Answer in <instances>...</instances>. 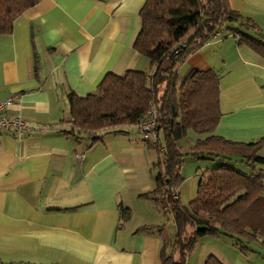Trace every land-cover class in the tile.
<instances>
[{
	"label": "crops",
	"instance_id": "crops-1",
	"mask_svg": "<svg viewBox=\"0 0 264 264\" xmlns=\"http://www.w3.org/2000/svg\"><path fill=\"white\" fill-rule=\"evenodd\" d=\"M227 1L262 35L241 31L264 37V0ZM143 2L40 0L14 20L10 34L0 35V101L17 95L7 113L32 125L20 136L0 132V264H161V241L174 234L173 223L165 233V219L172 216L140 196L153 187L159 151L136 125L101 130L94 141L66 133L70 92L94 93L108 72L149 68L132 47ZM189 69L220 75L213 133L243 144L259 141L264 157V58L221 29L177 72ZM195 138L181 139L180 147ZM226 164L264 180V164ZM192 179L189 197L197 187ZM119 205L130 209L127 219H119ZM209 255L223 264H264V237L202 236L185 264H204Z\"/></svg>",
	"mask_w": 264,
	"mask_h": 264
},
{
	"label": "trees",
	"instance_id": "trees-1",
	"mask_svg": "<svg viewBox=\"0 0 264 264\" xmlns=\"http://www.w3.org/2000/svg\"><path fill=\"white\" fill-rule=\"evenodd\" d=\"M39 1L0 0V35L10 34L14 20ZM138 14L140 28L132 47L148 60L149 68L128 69L123 75L108 72L94 93L80 96L70 92L71 119L66 133L94 141L101 130L136 125L154 104L158 115L156 139L147 141L160 156L153 163V187L140 196L172 216L174 234L161 241V264H185L198 239L205 235L223 234L246 241L264 237L263 175L241 172L226 164L230 160L264 164L259 141L243 144L213 133L221 114L220 75L216 71L177 72L191 52L221 29L232 34L238 45L248 46L264 58V37L239 29L245 26L262 35L258 25L231 9L227 0H144ZM188 130L197 138L182 150L179 141ZM185 155L219 162L197 171L196 195L186 204L178 197ZM130 214L128 207L119 205V219ZM204 264L223 263L209 255Z\"/></svg>",
	"mask_w": 264,
	"mask_h": 264
},
{
	"label": "built area",
	"instance_id": "built-area-1",
	"mask_svg": "<svg viewBox=\"0 0 264 264\" xmlns=\"http://www.w3.org/2000/svg\"><path fill=\"white\" fill-rule=\"evenodd\" d=\"M17 95L9 96L0 101V132L6 129H13L20 136L32 128L20 115L8 114L10 106L15 103ZM157 109L154 104H150L146 113L141 116L136 124L138 132L144 140H155V124L157 122ZM79 156V155H78Z\"/></svg>",
	"mask_w": 264,
	"mask_h": 264
},
{
	"label": "rangeland",
	"instance_id": "rangeland-1",
	"mask_svg": "<svg viewBox=\"0 0 264 264\" xmlns=\"http://www.w3.org/2000/svg\"><path fill=\"white\" fill-rule=\"evenodd\" d=\"M193 137H196V134L192 131V130H188L187 131V134L185 136V138H193ZM182 139V141L185 140ZM180 144L182 143L181 141L179 142ZM185 149V146L182 147V150ZM227 162H233V160H230V161H227ZM182 175L184 177V180L181 182L180 186L183 185V192L181 194V197H182V202L183 203H187L189 200H191L194 195H193V192L196 191V184L197 183V177H198V172L196 173V171H202V170H205L206 168H212V167H215V166H218L219 162L217 160H211V159H194L192 158L191 156H187L185 155L184 158H183V163H182ZM154 171V170H153ZM155 173V171H154ZM188 173L190 174H196L194 177H191V175L188 176ZM192 178H195L196 181H195V189L193 190V185H192V193H191V190H190V196L188 195V189H189V184H191V182L193 183V179ZM192 194V195H191ZM193 196V197H192ZM140 216H141V212L137 213L132 221V224L131 226H137V223L136 221H138L140 219ZM167 217V216H166ZM165 222L167 223V227L165 228V233L167 234V232H169L170 230V226L172 225L173 221L171 219V217L168 219H165ZM169 234V233H168Z\"/></svg>",
	"mask_w": 264,
	"mask_h": 264
}]
</instances>
